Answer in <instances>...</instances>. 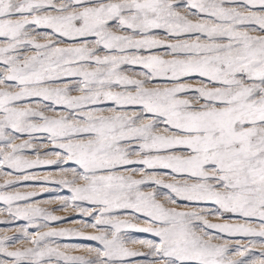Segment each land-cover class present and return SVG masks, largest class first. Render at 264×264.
Here are the masks:
<instances>
[{"label":"snow or ice","instance_id":"snow-or-ice-1","mask_svg":"<svg viewBox=\"0 0 264 264\" xmlns=\"http://www.w3.org/2000/svg\"><path fill=\"white\" fill-rule=\"evenodd\" d=\"M0 264H264V0H0Z\"/></svg>","mask_w":264,"mask_h":264}]
</instances>
